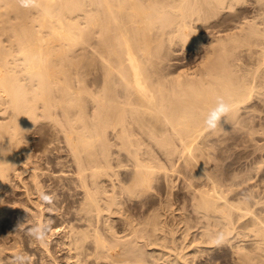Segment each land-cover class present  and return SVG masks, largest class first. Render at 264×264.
<instances>
[{
	"label": "bare ground",
	"instance_id": "6f19581e",
	"mask_svg": "<svg viewBox=\"0 0 264 264\" xmlns=\"http://www.w3.org/2000/svg\"><path fill=\"white\" fill-rule=\"evenodd\" d=\"M167 1L168 3L165 0H154L153 3L152 0L151 3L150 0V4L146 3L145 0H23V3L22 0H0V112L7 114L6 120L3 117L4 121L0 120V220L4 215L7 216L10 213L11 207L8 208V206L10 205V201L13 202L12 199L16 198L12 196V191L9 193L10 195H5L7 191L5 187L13 181V174L21 177L26 173L28 174L27 177H32V181H22L24 182V189H26L25 195L26 193L31 195V192L38 193L36 201H40L42 195H44L43 193L49 192L45 191L50 187L47 184L48 182L46 183L45 181L49 176V172L45 171L42 167L44 165L43 160L49 159L50 161L53 159L50 153L54 148L59 149V146L50 148L49 144L52 142L50 141L52 139H45L44 137L46 136H44L45 132L43 134V130L52 128V131H55V134H53L54 131H50L52 135H56L57 140H59L58 138L62 139L60 140L64 143L63 146L67 149L69 155H71L69 160L71 161L70 165L75 168L76 179L84 189V191L82 190L84 198L81 199L82 201L79 203V206L80 204L81 206L77 211L72 212L67 210L64 213H58L60 218L63 217V224H65L64 227L66 228L60 245L62 244L69 250L67 260L73 259L69 264H104V262L108 264H157L161 260V264H176L180 259L184 260L185 258L186 260V255L189 253H186L184 249L186 254L183 253L184 255H181L179 251V249L183 250V247L185 248L184 245L180 248L178 247L179 245L176 246L177 243L175 245L169 241V244L167 242L168 236H165L167 234L164 233L165 235H159V237L156 234L159 233L156 232L157 230L166 227V225L163 226L164 224L160 223L159 219L161 217L159 213L150 214L152 210L150 212L147 210L150 215L146 213L148 216H146L147 218L144 216L145 220L134 218V213H131L132 215L128 213V217L126 216L124 221L121 220L124 222L121 230H116L118 227L114 224L113 216L126 210L124 209L125 206L122 208V204H124L122 199L123 193H126L127 195L125 196H128V198L134 199L152 189L153 181L156 179V174L160 168L174 173L179 170L177 167L184 166L190 169L188 170L191 171L190 173L195 179L205 178L206 180L207 178L209 181L212 180L213 173L209 169L211 167H208L212 159V152H209L211 150L209 148L212 144L217 146L220 143L217 140V144L216 142L215 144L214 142L211 144L210 141L212 139L209 136L211 134H215L216 136V134L221 133L219 132L221 130L227 131L226 127L229 124H234L235 126L237 123L239 125L244 123L242 122V118H240L241 121L239 117L246 114L241 115L240 112L239 115L241 116L238 115L241 108L239 102L244 99L247 101L246 98L252 90V85L241 87L238 85L237 79L234 80L235 78L230 77L233 75L236 77V71L241 68L234 69V66H237L239 63L237 64V60L233 57V54H227L226 52L227 55L223 59L224 63L222 60H219L221 53L219 52V48L224 46L225 42H231L232 35H235L234 32H232L231 36L227 37V35V38H225H230V41H225L224 38L218 35V37H213L209 44L200 39L204 45H208L207 47L205 46L203 57V53L201 54L202 59L199 61V64H196L198 66L194 69L191 67L193 69L192 72L186 70L185 72L179 71L177 75L175 73L176 76H171L173 75L172 71L175 69L171 66L172 62H168L170 59L167 61L162 53V48L164 44L166 45L165 42L168 41L172 44L175 38L180 35L186 41L190 36L192 37L194 32H198L193 23L195 20L201 21L202 17L205 16L202 11L206 7H211V9L212 7H222L229 3L233 4L237 0ZM255 2L260 3L257 4L260 6L258 7L260 9L262 8L261 4L264 5V0H256ZM229 5L231 6V4ZM204 12L206 13V11ZM209 12L207 11V13ZM261 16L258 17L261 18ZM253 24L255 23L253 22ZM252 26L254 28V25ZM240 27L242 29V26ZM253 31H255L253 32L255 33V37L253 38L252 53L255 68L253 80L251 81H253V93L259 98V96L264 95V90L262 91L264 89V30H261L259 26H255V30L253 29ZM213 33L210 32V34ZM196 35L199 36V34ZM196 35L194 34L195 37ZM164 50L166 51V49ZM172 50L173 48L169 51ZM169 54L171 53L169 52ZM160 57L166 61L163 59L164 62L159 60ZM168 57L170 56L168 55L166 58ZM237 59L239 60V58ZM227 63H229L228 69H226ZM219 67L222 68L221 72ZM224 69L229 71L227 75H225L226 71L224 72ZM247 75L243 76L246 77ZM224 76L230 78L224 81L222 79ZM233 85L236 86L233 87ZM219 99H223L229 103L232 110L226 117L221 119L214 130H209L204 125V120L217 105ZM261 100L264 102V99ZM244 102L242 103L244 104ZM256 103L258 102L256 101ZM255 105V107L253 106L254 112L258 111L261 113V109L257 104ZM249 110L246 113L249 114ZM256 117L258 118L259 116L256 115ZM245 118L244 116V120H247ZM257 118L256 121L259 120ZM256 121L253 120L255 124ZM262 122L264 123V121ZM249 124L250 122L247 125L249 126ZM243 125H240V127ZM256 126L262 127L259 123ZM258 128L254 127L255 130ZM237 129L235 130L237 131ZM224 134L227 135V132ZM222 136H219V138ZM208 137L211 139L210 141ZM212 137L215 141L218 139V137ZM257 138L258 136L255 139ZM256 141L258 142V140ZM221 144L223 145V143ZM156 145L161 150V157L159 158L160 154L158 156L154 154L159 151V149L155 151ZM259 146H262L261 143ZM261 148L263 149V147ZM40 149L44 152V155L37 153V150L39 151ZM47 151L49 154L46 153ZM262 151L264 149L260 150V153ZM162 157H164L167 166L161 161L162 165L157 163L160 158L163 159ZM215 164L213 163L212 165ZM118 167H131V170H129L131 173L130 177L127 173L130 178L129 181H124L122 178L124 176L121 177L122 179L119 178L121 172L118 170ZM21 169L23 172L20 171ZM63 173L65 172L63 171ZM223 175L222 177L224 178ZM50 176L52 177L53 175L50 173ZM214 178L216 177L214 176ZM117 179L120 182H118L119 184L117 183ZM52 180L53 178L51 182ZM108 180L112 181L110 182L111 186L107 184ZM216 181H210L212 183L208 182L212 184L214 192L205 189L201 191L200 195H198L199 193L196 194L199 196L197 208H201L205 212H202L204 215L210 210L216 211L224 207V204L220 203L219 198L223 197L225 191L222 190L224 192L223 195L219 194L220 191L218 190V183ZM205 185L208 184L205 182ZM219 188L222 189L221 186ZM31 197L30 199L32 200ZM241 199L243 198L241 197ZM226 201L227 199H225ZM57 203L60 205V202L57 201ZM168 204H170V201ZM232 206H230L232 209L236 208ZM17 209L21 208L18 207ZM232 209H230L231 214ZM45 213L42 209L38 215L37 226L39 225V228H42V224L45 221L43 219ZM53 213L55 214L56 212L54 211ZM137 215L140 214L138 213ZM20 216L21 218L27 216V218L25 217L26 219H33L35 215L25 210L19 214ZM144 217L142 216L141 218L144 219ZM225 217L227 218V216ZM14 219L13 214L8 221L11 222ZM260 222L256 218L253 224L257 227L255 229L256 236L260 237L258 240L259 245H256L258 250L264 248V229L260 227L264 222L262 220L263 223L261 222V225ZM220 223L218 219L212 224L216 227ZM218 230L214 229V234L216 232L218 234ZM2 231L4 230L2 229ZM60 231L61 229L57 228L54 233L59 234ZM174 231L172 233H176ZM169 232L167 231L166 233ZM4 233L6 232L4 231ZM214 239L216 238L214 237ZM15 241L18 244L20 239L17 240L15 238ZM38 241L44 244L48 242L44 239ZM172 242L175 243V240H172ZM141 243L145 244L143 247L164 243L166 248H170V250L176 252V256L174 255L175 257L172 258L171 253L173 254L174 252L171 251L157 256L155 254L157 250L155 249L152 251L154 259L149 260L147 257L144 258L147 253L143 255L144 257L137 254L138 251H143L141 249L137 250L139 247H142ZM26 245L28 246V243ZM11 248L13 249V247ZM158 250L161 252V248ZM49 251H46V253ZM253 251L256 253L255 250ZM41 254L39 252L40 259H48L45 258L47 255ZM257 254L258 256L260 255L259 252L256 253V256ZM240 255H244L251 262L250 264H253V254L252 258L246 253ZM10 256L12 257V254ZM23 258L24 255L21 259ZM258 258L260 259V257ZM0 259H5V257H0ZM255 260L257 263L258 259ZM185 263L189 264V262Z\"/></svg>",
	"mask_w": 264,
	"mask_h": 264
},
{
	"label": "rangeland",
	"instance_id": "374dc122",
	"mask_svg": "<svg viewBox=\"0 0 264 264\" xmlns=\"http://www.w3.org/2000/svg\"><path fill=\"white\" fill-rule=\"evenodd\" d=\"M237 1H235L236 3L233 2V4L232 3H229V4H231V6L229 4H227L226 6H222V7H216V8L215 7H212V9H211V7H206L205 6L207 10L206 9L204 10V8H203V10L206 11V13H207V11L209 12V10L211 9L210 12L206 14L204 11H202L203 14H205L206 17L203 15L204 17H202V19H201L200 22L197 21V20H195L194 23H193V24H195L194 27H196L197 30H198V32L196 31V32H194V34L195 35L196 34H199V36L196 35V37H195L194 34H192V37L190 36L188 38V40L186 39V41H184L185 39L180 35V36H177L175 38V41H174L175 43L172 42V44H171V43H169L167 41L165 43L168 46H166L164 44V46L162 48L163 49L162 50V53L164 54L163 57L165 56V59L167 61L170 59L171 61L169 60L168 62H170V63L172 62V64H173V65L171 64V66L175 70L172 71V74L173 75H171V76H174L175 73L177 75L179 73V71L185 72V70H186V71L192 72V70L198 66L196 64H199V61L202 59L201 58V54L203 53L202 54V57H203V55L205 53V48L210 43V41H211V39L213 37H215V36L218 35V36H221V38H224L225 39V38L231 36L233 34L232 32L235 33V35H232V37H231V42L232 43L227 41V40L230 41V38L225 39V41H227V42H225V45L224 46H221L219 48V52H221L220 53L219 60H222L223 63H224V60H223V59H225L224 57L227 54H229V53L230 54H233V57H235L236 60H237V64L238 63L240 64V65L238 64L237 66H234L235 68L234 67L233 68L236 69V70L239 69V67H241V68L243 67V68L242 69L240 68L241 70L239 69L238 71L235 70L237 72L236 73L237 74L236 77H234L235 75L230 76V77L235 78L234 80L237 79L236 81H237V83L239 82L238 85L241 86V87L244 86V85H247V86H251L252 85L251 86V89L252 90H251V92L249 94L250 96L248 95L247 98H246L247 101L244 99L241 102H239V105L241 104L240 105L241 108L239 106V108H240L239 110L240 111H239L238 115L240 114V112H241V115L242 114H246L244 116L247 118L248 121L247 120H244V116L239 117V119L242 118L243 121L241 119L240 120L242 122H244L243 123L244 125L243 124H240V125H243V126L240 127L239 123H237L235 126H234V124L233 125L229 124L230 126L227 125V127H226V130L227 131H225V130L222 131L221 130V131H219L221 133L216 134V136H215V134H213V135L211 134L209 137H211L212 140L208 137L209 141L211 140L210 141L211 144L213 142H214V144H215V142L217 144V140H218V143H220V144H217V146L212 144V146L209 148V149H211L209 152L210 153L212 152L211 153V158L212 159L214 158L213 160L211 159V162H210L211 164H208V167H211L209 169H211L212 170V173H213V179L210 180V181L215 182L217 179H219V180L216 181V183H218V190L220 191L219 194L220 195H223L224 194L223 191H225L226 196L224 194L223 197L225 199H227V201H226L227 203L225 202V199L223 197H221V199L219 198L220 203L222 205L224 204L223 205L224 207H222V209L216 210L217 212L216 211H213V210H210V211H208L204 215L205 212L201 208H197V205L199 203V201H198L199 200V196H197L196 194L199 193L198 195H200L201 191L202 190H205V189L206 190H211L212 192H214V190H212V184H209V183H212V182H210L207 178H206V180H205V178H202V179H197L196 178L195 179V177H192V174L190 173L191 171H189L190 169L187 168V167H184V166L177 167V169L179 168V170L175 171L174 173L173 172L172 173L171 172H168L164 168H160L159 171L156 174V176H157L156 179L153 181L154 184L152 186V189H150L149 192L144 193V194H142V195H140V196H138L137 198H134V199L133 198L131 199V197L128 198V196H125L127 194L126 193H123V195H122L123 198L122 199H123L125 205L122 204L123 207H122V205H121V207L124 208V206H125V208H124V209H126V210H124L125 214H124L123 211H121L123 213L119 212L118 213L119 215L116 213L115 214L116 217L113 216L114 224L116 225V227H118V228L115 227L116 230H118V229L121 230L122 224L124 223L121 220L124 221L125 218H126V216L128 217V213L129 214L134 213L133 214V217L134 218H140L142 220H145L147 218L146 216H148L150 214H153V213H156V212L159 213L160 214V217H161L159 219V221H160V223L162 225L164 224L163 226L166 225V227H163L162 225L159 224L161 227H163V229L161 228V229H159L160 231L159 230L156 231V232H159V233H156V232L155 233L158 235V237H159V235L160 236H163L164 233L167 234V235L164 234L165 236H168L169 237V238L167 237V242L170 241L171 244H175V245L177 243L176 246L179 245L178 247H180V248H182L183 247L182 245H184L185 248L183 247V250L179 249L181 255L183 253L184 254L189 253V254L186 255L187 256L186 257V260H189V261H186L185 258H184V260L183 259H180V261L178 262L179 264H180V262H181V264H184L185 262H189V264H202V263L203 264H213V263L214 264H250L251 262L248 259H246L244 257V255H240L242 253L248 254L251 258L254 255L255 257L253 256V259H252L253 260V264L254 263L255 264H261V263L263 264L264 263V248L259 249L261 251L258 250V247L257 246L259 245L258 240H259L260 237L258 238V236H256V232H255L256 230L255 229L257 227L255 225H253L256 218L258 220H260L261 222H262V220L264 222V164H262V163H264V161H263L264 160V151H262L260 153V150H263L264 149V146H263L264 145V142H263L264 141V138H263L264 137V129H263L264 128L263 127L264 123L262 122V121H264V112H263L264 109L262 110V108H264V102H263V100H261V99H264V98H262V97H264V95L259 94V95H261V96H259V98L260 97L261 98L260 99L257 98V95L255 93H253V81H251V80H253L254 68H255V65H254V57H253V53H252L253 52V38L255 37V33H253L255 31H253V29L255 30V26H259V28L261 30H264V23H263L264 22L263 21L264 20V11H263L264 10V8H263L264 5L261 4V6H262V8H261L262 10H261L260 8H258L260 6L257 5V4H260V3L259 2H255L256 0H239L238 2ZM145 2L146 3H150V0L149 1L148 0H145ZM165 2L168 3L167 0H165ZM151 3H152V0H151ZM153 3H154V0H153ZM208 8H210V9H208ZM217 8H219V9H217ZM214 9H216L217 11L216 10L213 11ZM258 16L259 17L261 16V18H259ZM256 19H258V20H256ZM253 22L255 24H253ZM240 24H242V25H240ZM250 25L251 26L254 25V28H253V26L251 27ZM260 25H261V27H260ZM240 26H242V29H241ZM220 28H221V30H220ZM208 29H209V31L211 30L210 31L211 33H213V32L214 33L213 34H210V32L208 31ZM181 38H182V40H181ZM233 38H234V40L236 39L235 40L236 42L233 40ZM192 39H195V40H192ZM200 39L203 42H206L208 44L207 45H204L203 42ZM197 41H198V43H197ZM199 41H201V42H199ZM188 42H189V44H188ZM185 43H187V44H185ZM167 47H170V48H167ZM223 47H224V49H223ZM172 48H173V50L172 51H169ZM164 49H166V51ZM167 49H169V50H167ZM220 50H222V51H220ZM163 51H165V52H163ZM169 52L171 54H169ZM226 52H227V54H226ZM165 54H167V55H165ZM168 55L170 57H172V58H170V57L166 58ZM222 56H223V58H222ZM237 58H239V60ZM162 59L164 60V58H162V57L159 58V60L163 61ZM166 60H164V61H166ZM228 64L229 63H227L226 67L228 66ZM226 69H228V67ZM219 70L221 72L222 71V68L219 67ZM242 70H244V72H242ZM223 71L224 72L226 71L225 72L226 73L225 75H227L228 74L227 72H229L228 70H225V69ZM243 75H247V76L245 77ZM230 77L224 76L222 79L224 81H227ZM241 77H243V78H241ZM222 79H220V80L223 81ZM235 86L236 85H233V87H235ZM263 90L264 89H262V91ZM254 98L257 99V100H255ZM258 99H259V101H258ZM243 101H245L244 104L242 103ZM256 101L258 103H256ZM254 103L257 104L258 107L261 109V113H259L258 111H256L257 113L254 112L255 111L254 110V107L256 106ZM244 105H245V108L246 107H249L250 110H249V108H246L247 109L246 110L244 108ZM242 107L244 108V110H243ZM248 110L250 111V113H249L250 114V117H249V114L246 113V111L248 112ZM251 110H253V111L251 112ZM243 112H245V113H243ZM259 114L261 115L262 118L260 117ZM3 115H5V116H3ZM241 115H239V116H241ZM256 115L259 116V117L257 118ZM0 116H1L0 120L1 121H4V120H6L5 117L7 116V114H4V113L0 112ZM254 116H255V118H254ZM2 117L4 118V120H3ZM256 118L259 119V120L256 121ZM261 119H263V120L260 122ZM253 120L256 121V124L257 125L259 123V125H261L262 127L258 126L259 127L258 128L256 126L255 122H253ZM246 122H248V123L250 122L249 126L247 125L248 123H246ZM248 127H250V128L252 127L251 130ZM254 127L260 129L261 131L258 130V129L255 130ZM239 128H241V129L239 130ZM228 129H230V130H228ZM235 129H237V131ZM243 130H244V132H243ZM262 130H263V132H262ZM50 131H52V128H50V129L48 128V129H44L43 130V134L45 132L44 136H46L44 138L45 139L46 138H48V139L51 138L52 139V140H50L52 142L49 144L50 145V148L55 147V146H59V149L54 148L52 150V152L50 153V155L53 156V159H51L50 161H49V159L48 160L46 159L47 161L46 160H43V162H44L43 164L44 165H42V167L44 168V170L45 171L47 170V172H49V176L46 178L45 181H46V183L48 182L47 184L50 187V188L47 187L48 189L45 190V191H49V192H45L43 194L44 195H48L49 197H51V203H45L42 200V198L40 199V201L39 200L36 201L37 200L36 198H37L38 193H35V192H33V193L31 192V195L30 194H27V193L25 195L24 192H25L26 189H24L23 184H24L25 181L26 182H29L32 179V177L31 176H28L27 177L28 174L24 173L21 176L23 178L22 179L20 176H17L15 174H13L14 175V177L12 176L13 177V181L11 179L12 182H10V184L5 187V189L7 190L6 191L7 194L5 192V195H8L12 191L11 192L12 196L17 198V199L15 198L16 200L15 199H12L13 202L10 201V205L8 206V208L11 207L10 210H9V212H10L9 214L11 216H13V214H14V218L15 219L13 220L14 222L13 221H11L12 223L9 222L8 220H9V218L11 219V216L8 214L7 216L4 215V217L0 220V223L2 222L0 224V232H1L0 233L1 234L0 235V243L2 242L1 243L2 245L0 244V249H1L0 250V257L1 258H4L5 257V259H0V264H4V263L5 264H42L43 262H45L46 264H58V263L59 264H67V263L69 264V263H71L70 261H73V259L72 260H70V259L67 260L68 254H69V250L67 248H65L62 244L60 245V242L63 239V236H64V233H65L66 228L64 227L65 224H63V217L60 218V215L58 213H60V212L61 213L62 212L64 213V212H67V210H70L72 212L77 211L78 208L81 206V204L79 206V203H81L80 201H82L81 199L84 198L83 197L84 196V192H83L84 189L79 185V182L76 179V173H75L76 171L74 170L75 168L70 165L71 164V161H69L70 158H71L70 157L71 155H69V152L63 146L64 143L61 141L62 139L61 138H58L59 140H57L56 139L57 138L56 135L55 136L52 135V132L54 130L52 132H50ZM253 131H255L256 133L253 132ZM226 132H227V135L224 134ZM258 132H259V134H257ZM250 133H252V134H250ZM262 133H263V135H262ZM53 134H55V131L53 132ZM222 134H223V136H222ZM112 135H110V137L113 138ZM218 135L219 136H222V137L219 138ZM251 135H253V136H251ZM212 136H214L215 138L218 137V139H216V141H215V139H213ZM248 136L249 137L251 136V137L249 138ZM256 136H258L259 139L258 138L255 139ZM259 136H261V137H259ZM252 137H254V138H252ZM223 138H224V140H223ZM260 138H262V139H260ZM256 140H258V142H260L262 146H259L260 143H258ZM254 141H256L257 144H256V142L254 143ZM221 143H223V145ZM219 146H221V147H219ZM254 146L257 148V150H256V148ZM157 147L158 146L156 145L155 151L157 149H159ZM261 147H263V149ZM258 149H260V150L258 151ZM41 151H42L41 149L39 151L37 150V153L44 155V152L43 151L41 152ZM46 153L49 154L48 151ZM221 153H223V154H221ZM154 154L156 156H158V154H160V156H158V158L161 157V150L159 149V151L157 153H154ZM212 155H213V157H212ZM262 157H263V159H262ZM162 158L164 159V157H162ZM163 159L160 158V160H158L157 163L158 164L160 163L161 165L163 163H165L164 165H166L167 163L165 162V159L164 160ZM59 160H60V162H59ZM160 161L163 162V163H161ZM129 163H131V162H129ZM213 163L214 164L216 163V164L215 165H212ZM128 167H118V170L121 172V175L119 176V178H121L122 176H124V177H122L124 179V181H129V179H130L129 177H130V174L131 173H130L129 170H131V167L130 168H128ZM20 171H22V169ZM63 171L65 173H63ZM181 172H183V173H181ZM50 173H51V175H53L52 177L50 176ZM53 173L55 174V176H54ZM127 173L129 174V177H128V174ZM56 174H58V175H56ZM177 174H178V176H177ZM222 174H224L223 175L224 178L222 177ZM219 175H221V176H219ZM126 176H127V178H126ZM184 176H185V178H184ZM214 176L216 178H214ZM178 177H179V179H177ZM28 178H30V179H28ZM52 178H53V180L51 182V179ZM47 179H48V181H47ZM74 179H76L75 180L76 182L74 181ZM192 179H193V181H192ZM22 180H24V182ZM220 181L221 182L223 181V182L221 183ZM233 181H235V182H233ZM63 182L64 183L66 182V183L64 184ZM110 182H112V181L111 180H108L107 181V184H110V186H111V183ZM118 182H119V180L117 181V183ZM205 182L208 185H205ZM12 183H13L14 186L12 185ZM76 183H78V184H76ZM61 184H62V186H61ZM222 184H224V185H222ZM197 185H198V187H196ZM63 186H64V188H63ZM207 186H210V187H207ZM220 186L222 187V189L219 188ZM168 187H170V188H168ZM192 187H194V188H192ZM118 189H120V188L118 187ZM8 190H10V191H8ZM50 194H51V196H50ZM30 197L32 198V200L30 199ZM124 197H125V199H124ZM241 197L243 199H241ZM18 198H19V200H18ZM239 199H241V200H239ZM61 200H62V202H61ZM167 200H168V202H167ZM228 200H230L229 201V204L230 205L228 204ZM16 201H17V203H16ZM57 201L60 202V205L57 203ZM169 201H170V204H168ZM194 201H196V202H194ZM31 202H33V203H31ZM226 204H227L228 207L226 206ZM232 204L236 208H233L232 209L230 207V206H232ZM126 206H128V207H126ZM18 207H20L21 209L18 210L17 209ZM75 207H77V208H75ZM229 207H230V209L233 210L232 211L233 216H231L232 214L230 213L231 210L229 209ZM226 208H227L228 211L226 210ZM11 209H14V210H11ZM42 209H43L44 212H46L45 215H44L45 218L43 216V219H45V221L42 224V228L46 230V236H45L46 238H44V240L48 241V242H46V244L39 242L35 238L36 237V233L34 232V229H37V227L39 228V225L37 226V224H38V215L40 214V212H41ZM166 209H168V210H166ZM25 210H28L29 212H32V214L35 215L33 217V219H30V218L26 219L27 216H24V217H22L24 219L23 220L21 218V216L19 217V214L20 213H23V211H25ZM130 210H132V211H130ZM147 210L149 212L151 210L152 211L149 214V212ZM54 211L56 213L55 214L53 213L54 214L53 215L52 212H54ZM202 212H204V213H202ZM138 213L140 215H137L138 216L137 217L136 214H138ZM146 213H148V215H146ZM218 213H220V214H218ZM131 215H129V216H131ZM211 215H212V217H211ZM142 216L143 217L145 216L146 218L144 217V219H143V218H141ZM225 216H227V218ZM121 218H123V219H121ZM208 218H210V219H208ZM213 218H214V220H213ZM217 218L220 220L221 223L218 224V226L215 227L212 223L216 222V220H218ZM161 219H162V221H161ZM6 220L8 221V223H7ZM15 220H16V223H15ZM25 220H27V221H25ZM165 220H166V222H165ZM226 220H228V221H226ZM232 220H233V222H232ZM17 221L19 223H21V224H19ZM204 222H205L204 225L206 227L203 225ZM210 222H212V223H210ZM261 222H260V225L263 223V222L262 223ZM14 223H15V225H14ZM217 223H218V221H217ZM167 224H168V226H167ZM262 225L260 227L261 228L263 227L262 229H264V223ZM119 226H120V228H119ZM222 226H223V229H222ZM2 227H4V228H2ZM173 227H174V229H173ZM207 227H209V228H207ZM57 228L58 229L59 228L61 229L60 233H62V234H60V233L59 234L58 233L57 234L54 233ZM2 229L6 233H4V231H2ZM178 229H180L182 232L180 230H178ZM214 229H217V230L219 229L218 230V234H217V232L214 234V232H215ZM6 230H8V231H6ZM173 230H175L174 232H176V233L178 232V233L177 234L176 233H172ZM167 231L168 232L171 231V232L166 233ZM206 232H207V234H205ZM3 233L5 234L6 237L4 236ZM31 234H33V235H31ZM34 234H35V236H34ZM120 235H122V233H120ZM32 236H34V237H32ZM222 236H223V238H222ZM4 237H5V239H4ZM214 237L216 239H214ZM15 238L17 240L20 239L21 242L19 241L20 243L18 242V244H17L16 241H15ZM26 238H28V239H26ZM168 239L175 240V243L172 242V240H168ZM226 239H227L228 242L226 241ZM176 240H177V242H176ZM28 241H30V242H28ZM33 241H34L35 244L33 243ZM199 241H200L201 244L199 243ZM57 242H58V244H57ZM170 242H169V244H170ZM13 243H14V245H13ZM27 243H28V246L26 245ZM30 243H33V244H30ZM190 243H191V246H190ZM19 244H21V245H19ZM162 244L161 245H159V244H155V245L152 244V245H146V247H143L145 244L141 243L140 245H142V247H139L138 246L139 249H137V248L136 249L137 250H140L141 249L143 251H138L137 254L143 256V255H145L147 253V255H145V257L144 256L143 257L144 258L147 257V259L153 260L154 258H153V255H152V251H154L156 249L157 251H155V254L157 256H159L160 254H162L164 252H168V251L174 252L173 254L171 252H169V253H171L172 258L176 256V254H175L176 252L174 250H170V248L168 249V248H166L164 246V243H162ZM253 244H255V245H253ZM157 245H159V246H157ZM10 246L13 247L14 250ZM160 248H161V252H160V250H158ZM7 249H9L10 251L7 250ZM184 249H185V252L186 253L184 252ZM253 250H255L256 253L259 252L260 255L258 256V254H257V256H256V253H254ZM38 251L40 252V254L42 253L41 255H44V256L47 255L45 258H48V259H40L39 252ZM46 251H49L51 254L49 252L46 253ZM233 251H234V254L235 255L233 254ZM10 253L12 254V257L10 256L11 255ZM21 253H22V255L20 256ZM149 253H150V255H149ZM23 255H24V258L21 259L23 257ZM66 255H67V257H66ZM48 256H50V257H48ZM6 257H8V258H6ZM258 257H260V259ZM92 259H96V258H92ZM100 259H103V258H100ZM190 259H191V262H190ZM255 259H258L257 260V263L255 262L256 261ZM161 262H162V260L161 261H158L157 264H159V263L161 264ZM182 262H184V263H182ZM259 262H261V263H259ZM178 263H176V264H178ZM104 264H108V263L107 262H104Z\"/></svg>",
	"mask_w": 264,
	"mask_h": 264
},
{
	"label": "clouds",
	"instance_id": "9594fccd",
	"mask_svg": "<svg viewBox=\"0 0 264 264\" xmlns=\"http://www.w3.org/2000/svg\"><path fill=\"white\" fill-rule=\"evenodd\" d=\"M23 3V0H22ZM231 105L225 102L223 99H219L217 105L209 112L207 117L204 120V125L209 130H214L222 118L226 117L231 112ZM42 200L45 203H51V197L48 195H43ZM36 233V239H44L46 236V230L43 228L34 229Z\"/></svg>",
	"mask_w": 264,
	"mask_h": 264
}]
</instances>
